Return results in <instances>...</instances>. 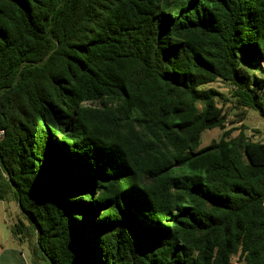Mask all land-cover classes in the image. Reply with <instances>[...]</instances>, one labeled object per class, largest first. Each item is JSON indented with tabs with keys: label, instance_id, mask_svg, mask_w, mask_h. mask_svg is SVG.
Listing matches in <instances>:
<instances>
[{
	"label": "trees",
	"instance_id": "16d2710c",
	"mask_svg": "<svg viewBox=\"0 0 264 264\" xmlns=\"http://www.w3.org/2000/svg\"><path fill=\"white\" fill-rule=\"evenodd\" d=\"M256 61L264 0H0V200L30 263L264 264V142L226 124L264 119Z\"/></svg>",
	"mask_w": 264,
	"mask_h": 264
},
{
	"label": "rangeland",
	"instance_id": "374dc122",
	"mask_svg": "<svg viewBox=\"0 0 264 264\" xmlns=\"http://www.w3.org/2000/svg\"><path fill=\"white\" fill-rule=\"evenodd\" d=\"M242 65L250 72L251 75H257V76L264 77V67H262L258 61H256L253 64H247V63L242 62ZM201 87L202 88L213 87L217 89L218 91H220L224 96H227L228 91H229V85L227 84L226 81H223V80H217L214 82L206 83L202 85ZM221 101L222 100H220V105L222 104ZM224 108L226 110V113H228V118L230 120H234V119L236 120V117H237L236 114L239 113V109L234 108V105L231 102L227 103L224 106ZM240 123H242V125L244 126V133L248 136V138L252 140H259V141L264 142V119L260 117V115L255 109L253 108L245 109V117L242 121H236L235 123H231V124H230V121H228L226 124H227V127H230V126L240 127L241 126ZM237 132L238 131L235 130L232 133V135H235ZM220 134H221V130L219 128H212V129L204 130L200 137V147L209 144L212 140L218 139ZM12 216L15 221L14 223L18 222L16 220V217L14 216V213L12 214ZM19 217L21 220H24L22 217V214H20ZM20 244H22V246H20V249H23V252L26 255L28 264H31L29 250L27 249L26 244L24 243H20ZM17 245H18L17 247H19V244ZM233 262L235 263V259L233 260Z\"/></svg>",
	"mask_w": 264,
	"mask_h": 264
},
{
	"label": "crops",
	"instance_id": "0c3cea01",
	"mask_svg": "<svg viewBox=\"0 0 264 264\" xmlns=\"http://www.w3.org/2000/svg\"><path fill=\"white\" fill-rule=\"evenodd\" d=\"M0 205V264H28L23 249H20L22 244L10 229V225L15 222L12 214L17 221L20 219L18 204L13 200H0Z\"/></svg>",
	"mask_w": 264,
	"mask_h": 264
}]
</instances>
